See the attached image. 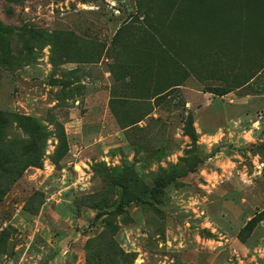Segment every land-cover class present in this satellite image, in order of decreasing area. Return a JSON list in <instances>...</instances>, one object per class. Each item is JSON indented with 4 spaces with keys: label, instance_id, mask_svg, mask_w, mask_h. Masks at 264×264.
<instances>
[{
    "label": "rangeland",
    "instance_id": "374dc122",
    "mask_svg": "<svg viewBox=\"0 0 264 264\" xmlns=\"http://www.w3.org/2000/svg\"><path fill=\"white\" fill-rule=\"evenodd\" d=\"M146 16L0 0V111L43 145L0 203V264H264V24L230 38L234 60Z\"/></svg>",
    "mask_w": 264,
    "mask_h": 264
},
{
    "label": "trees",
    "instance_id": "16d2710c",
    "mask_svg": "<svg viewBox=\"0 0 264 264\" xmlns=\"http://www.w3.org/2000/svg\"><path fill=\"white\" fill-rule=\"evenodd\" d=\"M161 2L164 8L158 15L155 9V6L160 7L157 0H137L138 11L147 15L145 18L153 20L150 23L161 26L162 29L155 27L156 33L158 29L164 30V33L160 34L161 38L166 39L167 29L177 37L184 38L186 44L197 38L200 41V47L204 49L207 47L206 49L213 48L216 52L218 49L229 52L230 54L226 55L228 59L232 57L235 60L233 54L236 53L233 47L229 46L231 37H234L238 32L245 31L248 38V34L251 35L250 22L256 26L264 24V0H161ZM153 10H155V15L151 17L150 12ZM256 43L258 42H255L251 47L254 49L258 46L256 47L258 51L255 54L257 56L251 60L257 61L258 67H262L264 64H261L259 59L264 61V46L260 41L259 44ZM247 47L248 43L244 50ZM244 54H246L245 51ZM213 57L215 58L213 61L216 63L218 56L215 54ZM177 85L172 84L170 87ZM209 92L221 96L228 90L214 87ZM13 117L23 128L29 125L39 127L37 122L30 117L11 116L0 111V203L11 185L21 177L27 167L37 166L41 163L43 145H36L34 138L30 142L13 141L8 134L7 126L10 119L14 120ZM55 135L57 145L54 156L60 157L65 153L66 138L63 128L59 124L55 126ZM53 161L56 162L57 158L53 157ZM162 184L161 182L157 183V187L160 189Z\"/></svg>",
    "mask_w": 264,
    "mask_h": 264
}]
</instances>
